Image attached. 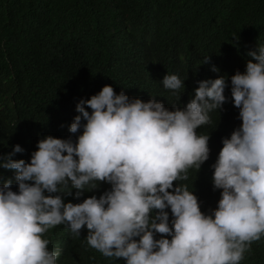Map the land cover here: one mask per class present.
Segmentation results:
<instances>
[{"label":"clouds","instance_id":"1","mask_svg":"<svg viewBox=\"0 0 264 264\" xmlns=\"http://www.w3.org/2000/svg\"><path fill=\"white\" fill-rule=\"evenodd\" d=\"M248 55L246 70L231 77L242 125L223 139L212 166L214 188L222 189L212 214L187 184L174 182L209 159L210 135L197 129L227 101L226 78L199 81L194 97L174 110L106 84L77 104L69 129L83 128L77 141L49 135L30 162L12 159L24 151L19 144L0 154V168L14 170L18 184L14 191L11 178L0 182V264H57L61 251L49 249L45 234L61 224L76 238L86 225L89 247L126 264H241L264 238V44ZM184 80L167 74L162 84L179 101ZM100 182L112 187L99 198L65 203L61 195L76 189L79 198Z\"/></svg>","mask_w":264,"mask_h":264},{"label":"trees","instance_id":"2","mask_svg":"<svg viewBox=\"0 0 264 264\" xmlns=\"http://www.w3.org/2000/svg\"><path fill=\"white\" fill-rule=\"evenodd\" d=\"M258 44H264V0H0V154L19 144L24 151L12 159L30 162L38 141L49 135L77 141L83 128L69 131L80 114L77 104L106 84L130 99L154 98L174 110L194 97L199 81L223 76L228 99L210 113V124L197 129L210 135L209 159L199 171L189 169L187 181L174 182L187 184L201 210L212 214L222 193L214 188L212 166L223 139L242 125L231 77L246 70L248 52ZM167 74L185 79L179 101L163 87ZM10 178L18 191L14 170L0 168V182ZM111 187L100 182L79 198L76 189L61 195L65 203H81ZM87 235L86 225L76 238L61 224L45 238L50 250L61 251L57 264H126L89 247ZM241 264H264V238Z\"/></svg>","mask_w":264,"mask_h":264}]
</instances>
